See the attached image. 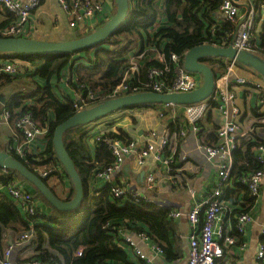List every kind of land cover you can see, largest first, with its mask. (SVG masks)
Here are the masks:
<instances>
[{
    "label": "trees",
    "instance_id": "obj_1",
    "mask_svg": "<svg viewBox=\"0 0 264 264\" xmlns=\"http://www.w3.org/2000/svg\"><path fill=\"white\" fill-rule=\"evenodd\" d=\"M130 1L129 17L102 46L71 55H14L23 62L35 65L36 69L35 73L30 72L23 78L3 76L0 79V95L6 97V103L1 105L0 113L4 110L10 112L12 118L9 126L13 133L3 147L0 145L1 151L14 155L9 149L13 135L17 134L21 137L15 126L16 122L22 116L30 114L41 129L47 130L44 137L47 143L46 149L38 155L28 156L26 161L14 156L35 173H38L35 171L36 168L59 165L53 144L54 133L61 123L75 114V101L70 98L63 99L56 91L58 86L55 82H59L67 70L79 80V86H86L80 89L77 84L74 85L73 89L78 94H86L89 89L98 95L108 94L121 82L118 76L123 62L118 59L132 51L140 40L144 41L140 54L146 49H152L153 53L162 54L165 59L163 65L157 62L147 63L141 75V80L144 81L152 68L162 69L168 66L172 69L174 55L178 56L183 65L186 53L197 46L211 44L214 40L228 45L238 28V23H225L221 26L216 24V16L221 6L220 0H162V5L159 3L160 0ZM164 18L167 19V26L158 27L159 22ZM258 26L253 37L259 44L258 55L264 58V23L262 27ZM88 34L90 33L76 32L73 39ZM223 60L225 59L205 61L215 74L216 82L225 72ZM238 66L241 70L251 71L239 64ZM100 75L103 76L97 80L96 77ZM169 75L173 76V72ZM28 77L31 86L29 93L17 92L22 88L19 87L22 80ZM99 99V103L105 101L104 98ZM156 107L158 105H140L127 108L126 111ZM177 108L179 110L181 107ZM214 108L216 105L213 106ZM169 114L170 112L167 113ZM209 121L211 122V117ZM176 122L177 124H169L172 132L180 123L179 120ZM202 126L200 124L201 129ZM87 128L77 127L64 136L65 147L83 181V200L74 211L62 212L55 209L41 193L17 173L0 168V184L6 185L12 180H19L35 194L40 205H45L50 210L49 214L40 212V215L34 218L37 219L34 229L39 241L42 246L46 245L39 246L35 257L46 264H131L127 249L118 245L120 233L124 229L131 233L146 232L155 242H164L165 245L160 243L158 245L166 256L169 255L170 212L157 209L156 206L144 201L135 203L130 198H116L111 192V185L103 184L96 179L100 171L112 166L114 162L103 140L117 139L129 142L132 137L122 128L113 130L103 127L104 129L100 130L102 139L95 144L96 151L93 153L89 139L94 128L93 126H91L92 130ZM214 131L216 133L206 136L204 145L209 147L220 145L218 128ZM201 134L202 130L199 136ZM21 139L23 141V138ZM260 145L262 143L254 138L239 142L238 148L234 151L231 184L235 189L232 191L228 189L224 198L226 215L230 216L233 226L237 217L249 214L251 202L255 199L249 188L242 183V179L263 168V165L257 161L255 151ZM63 173L65 174L64 171ZM50 178L51 176L45 179L49 186ZM74 196L75 191L72 186L71 192L65 198H60L70 201ZM242 200L244 202L251 200L250 205L244 207L245 209L240 205ZM29 230V224H26L18 203L10 197L0 196V249L6 246L4 235L7 239H14L16 235ZM239 236L234 235L237 240L240 239ZM261 242L264 244V236ZM81 250L82 256H78Z\"/></svg>",
    "mask_w": 264,
    "mask_h": 264
},
{
    "label": "built area",
    "instance_id": "obj_2",
    "mask_svg": "<svg viewBox=\"0 0 264 264\" xmlns=\"http://www.w3.org/2000/svg\"><path fill=\"white\" fill-rule=\"evenodd\" d=\"M44 0H0V7L8 14L13 16V22L0 31L2 37H21L30 38L32 35L31 14L37 10ZM111 0H58L62 10L68 16V26L71 30L81 33H92L103 26L104 4ZM221 6L216 16V24L221 26L225 23H238L236 34L232 41L226 45L220 41L214 40L211 45L217 47H228L232 45L239 51H247L258 54L259 44L254 39L253 34L258 23L264 21V1L262 0H220ZM242 8L245 12L241 14ZM8 59L0 56V79L3 76L25 77L30 72L35 73L36 66L23 62L14 55ZM143 54L135 58L142 59ZM159 63L164 64L165 59L162 54H158ZM134 58L130 61V70L125 73L118 84L108 94H96L89 89L87 93L76 95L74 103L75 113L97 105L100 97L104 100L124 97L128 95L155 92L161 94L186 93L199 89L203 84V78L199 74H192L185 70L184 64L181 65L178 56H172L174 67L171 69L152 68L148 71L146 80H141L144 67L133 65ZM225 72L216 82V90L212 97L201 103L181 106H158L160 119L165 118L167 111L170 112V122L162 130H143L140 140L132 138L129 142H122L117 139H106L103 142L108 146L114 162L112 166L100 171L96 179L103 184L111 185V192L116 198H130L133 202L141 201L149 204L148 195L156 187V175L153 171L147 173L144 191L140 192L124 184L113 183V175L122 167L125 161L134 156L136 165L144 167L149 161L157 165H162L171 170L178 160L177 147L180 141H183L191 132L198 136L201 132L200 124L206 119L209 112L216 105V109L223 117V122L218 128V139L220 145L217 147L200 146L206 158L215 163L218 172V184L201 201L197 198L195 191L190 190L192 196V205L186 213V218L191 226L192 233L189 237V253L184 264H217L224 258L226 249L235 245L236 237L245 233L247 226L253 221L249 214L241 215L236 218V224L233 226L230 216L226 215V204L224 198L226 192L231 188V174L233 169V154L238 148L240 140L250 141L254 139V129L243 131L240 125L241 110L238 106L237 87L253 86L258 92L259 106H264V82L249 79L242 75L241 69L236 61L223 60ZM173 72V76L169 74ZM135 80L133 81V79ZM67 85L73 88L77 84L80 89L86 88L85 85L79 86V80L74 78L67 70L62 77ZM132 80V82H131ZM172 107V108H171ZM176 107V108H175ZM172 109L173 111H170ZM183 117L187 125H179L178 129L171 131L170 123L176 121L177 115ZM11 114L4 110L0 113V128L4 125H10ZM98 123V122H97ZM93 125H96L93 124ZM16 129L21 137L13 135L12 143L9 149L17 158L26 161L28 156H35L39 153L32 151V145L38 140L44 139L47 134L46 129H41L32 115L26 114L16 122ZM93 128H95L93 126ZM96 129V128H95ZM94 129L91 135V141L94 144L100 142L102 136L100 128ZM13 134V133H12ZM23 138V141L22 139ZM46 142V141H44ZM45 144V143H44ZM257 161L263 165V168L251 175L245 176L242 183L245 184L253 198L260 197L262 192V182L264 179V144L256 150ZM181 160L185 161L186 156L181 155ZM62 171L59 165L36 168L44 178ZM5 171V170H4ZM0 196L10 197L18 203V206L24 216L26 224H29L30 230L14 239H7L6 246L0 249V264H46L41 259L35 257L39 246V236L34 227L37 224L34 218L44 212L35 194L27 189V186L19 180H12L6 185L0 184ZM41 209V210H40ZM180 213L172 212L170 217L178 218ZM264 235V228L262 230ZM133 235L137 239L149 240L146 232L131 233L124 229L120 233L118 242L119 247L129 246L133 249L135 256L145 264H155L154 261L137 247ZM46 246V245H44ZM42 246V247H44ZM160 251V249L155 248ZM82 256V250L78 252ZM257 260L264 264V244L260 245ZM62 264V263H58Z\"/></svg>",
    "mask_w": 264,
    "mask_h": 264
},
{
    "label": "crops",
    "instance_id": "obj_3",
    "mask_svg": "<svg viewBox=\"0 0 264 264\" xmlns=\"http://www.w3.org/2000/svg\"><path fill=\"white\" fill-rule=\"evenodd\" d=\"M159 3L162 5V0H160ZM104 5L103 25L110 21L117 12L116 0L108 1ZM242 9L241 14H243V11L245 12V8ZM12 20L13 16L0 7V30H3L12 23ZM30 21L32 28L31 39L51 42L68 41L73 39L77 32L69 28L68 16L62 10L58 0H44L41 6L31 14ZM263 23L264 21L258 23V25L262 27ZM167 24V19L164 18L159 22L158 27H166ZM258 27L260 28V26ZM71 35L72 38L68 39ZM143 45L144 41L140 40L132 51L118 59L123 62L118 79L123 78L125 73L130 70V61L133 58V65L141 67H145L147 63L150 62H160L158 53H153L154 50L152 49L143 51L142 59L135 58L142 52ZM124 64L127 65L124 66ZM103 72H105V70ZM240 73L254 81L259 82V80H261L252 71L241 70ZM102 76L103 75H100L96 77V79L99 80ZM55 83L58 86L56 90L58 95L63 99L70 98L76 101L77 92L75 89L64 83L62 78L59 82ZM236 90L238 93L237 103L241 110L240 125L242 130L248 131L254 129L255 139L264 144V106H259V92L253 86L237 87ZM10 94L11 93H9V95ZM125 111L126 110H122V112ZM170 111L173 110L170 109ZM159 113V109L156 108L140 109L136 114L139 120L137 127L128 128L131 125L125 124L124 126H120L117 124L108 128L113 130L122 128L132 138L141 141L142 139H140V136L143 130L154 129L162 131L170 122L169 118L171 114L160 119ZM209 117H211V122L209 121ZM178 120L180 122L179 125H187L185 119L179 117V114L176 118V121ZM176 121L170 124H177ZM222 122L223 117L219 111L216 108L212 109L206 119L201 123V125H203L202 134L200 136H194L190 132L183 141H180L177 147L178 160L171 170L166 169L162 165H157L153 161H149L144 167H138L135 162L136 157L132 156L125 161L122 167L112 177L113 183L121 185L125 183L128 187L142 192L144 191L147 173L153 171L156 175V187L152 192L147 194L150 203L156 206L157 209L181 214L178 218H170L169 255L167 256L158 245V243L165 245L164 242L159 241L157 243L152 238L145 241L137 239L133 235L137 247L141 249L148 258L152 259L155 264H184L187 260L189 253V237L192 233L191 226L186 218V213L190 210L192 205L190 190L195 191L197 198L201 201L211 190L216 188L218 184V172L215 163L208 160L199 147L202 145L206 146L204 145L206 136L215 132L214 130L219 128ZM105 125L107 124L101 123V125L97 124L91 126L97 129L100 128L99 126L105 127ZM179 125L175 130L178 129ZM10 128L9 125H4L0 128L1 147L9 141L12 135V130ZM44 141V139L38 140L32 145L34 154L44 152L47 145ZM241 141L247 140H240L239 142ZM89 145L92 148V152L95 153L96 145L91 141V138L89 139ZM181 155L186 156L187 159L182 161L180 158ZM50 186L56 194L62 198H65L71 192L72 187L68 178L64 173H60V171L51 176ZM234 189V186L231 185L230 190L232 191ZM250 201L244 202L242 200L240 201V205L246 208L250 205ZM41 207L45 213H50L48 207L45 205H41ZM249 215L252 217L253 221L247 226L245 233L239 236L240 239H236L235 245L226 249V253L224 258L221 259L222 261L220 264H261V262L257 260V255L260 245L262 244V237L264 236L262 234L264 228V179L262 182L261 195L259 198L252 200ZM155 248L160 249V251ZM124 249H127L130 254L131 264H145L135 256L132 248L125 247Z\"/></svg>",
    "mask_w": 264,
    "mask_h": 264
},
{
    "label": "water",
    "instance_id": "obj_4",
    "mask_svg": "<svg viewBox=\"0 0 264 264\" xmlns=\"http://www.w3.org/2000/svg\"><path fill=\"white\" fill-rule=\"evenodd\" d=\"M116 4L117 12L110 21L96 31L81 38L51 42L21 37H0V56L34 54L71 55L102 46L129 17L131 1L116 0ZM208 59L236 61L239 65L251 70L264 82V58L260 55L247 51H239L232 45L217 47L211 44H204L189 50L184 58L185 70L192 74H199L203 78V84L199 89L192 92L169 94L144 92L105 100L93 107L75 113L56 128L53 139L54 149L59 166L74 187L75 196L72 200L65 201V199L58 197L48 183H46V178L30 170L14 155L1 150L0 168L17 173L37 192L41 193L55 209L62 212L78 209L84 196L83 181L65 147V134L77 127L93 125L115 112L134 106L166 105L181 107L195 105L210 99L216 90V76L205 62ZM5 103L6 97L0 95V107Z\"/></svg>",
    "mask_w": 264,
    "mask_h": 264
},
{
    "label": "rangeland",
    "instance_id": "obj_5",
    "mask_svg": "<svg viewBox=\"0 0 264 264\" xmlns=\"http://www.w3.org/2000/svg\"><path fill=\"white\" fill-rule=\"evenodd\" d=\"M76 32V31H75ZM72 38V35L69 36L68 39ZM30 77H28L27 79L25 80H22L21 82V86H19L21 89L17 90V92L20 91V93H29V90L31 89V86L29 84V80ZM139 110H133L131 112H116L115 114L113 115H110L108 116L107 118L99 121L98 123H96V125H101V123H106L107 125H105V128L106 127H111V126H114V125H117L119 124L120 126H124L125 124L126 125H131L130 127L128 128H132V127H137L138 123H139V120H138V117H136V114L138 113ZM88 127L87 129L88 130H92L91 128V125L90 126H86ZM100 129H104L103 127L99 126ZM90 128V129H89ZM92 135L94 134L93 132L91 133ZM60 171V170H59ZM62 171H60L61 173Z\"/></svg>",
    "mask_w": 264,
    "mask_h": 264
}]
</instances>
